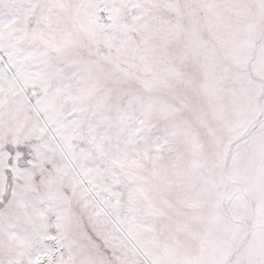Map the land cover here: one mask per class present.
I'll use <instances>...</instances> for the list:
<instances>
[{"label":"snow or ice","instance_id":"1","mask_svg":"<svg viewBox=\"0 0 264 264\" xmlns=\"http://www.w3.org/2000/svg\"><path fill=\"white\" fill-rule=\"evenodd\" d=\"M0 264H264V0H0Z\"/></svg>","mask_w":264,"mask_h":264}]
</instances>
